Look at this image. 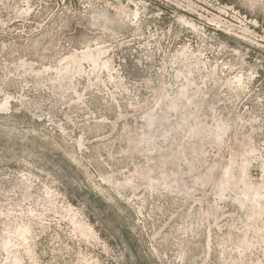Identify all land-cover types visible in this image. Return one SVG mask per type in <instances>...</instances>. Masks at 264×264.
Listing matches in <instances>:
<instances>
[{
  "label": "rangeland",
  "instance_id": "obj_1",
  "mask_svg": "<svg viewBox=\"0 0 264 264\" xmlns=\"http://www.w3.org/2000/svg\"><path fill=\"white\" fill-rule=\"evenodd\" d=\"M0 264H264V0H0Z\"/></svg>",
  "mask_w": 264,
  "mask_h": 264
}]
</instances>
